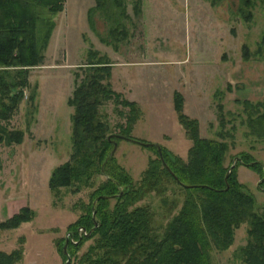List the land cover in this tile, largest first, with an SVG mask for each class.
Listing matches in <instances>:
<instances>
[{"label":"rangeland","instance_id":"1","mask_svg":"<svg viewBox=\"0 0 264 264\" xmlns=\"http://www.w3.org/2000/svg\"><path fill=\"white\" fill-rule=\"evenodd\" d=\"M139 1H120L125 17H120L121 8L111 1L112 18L96 7V0H66L60 13L40 9L39 37L46 32L47 22L55 27L42 49L44 60L29 67L24 97L12 118L3 122L9 129L22 130L24 140L21 144L0 143V221L24 206L31 209L30 221L0 231V251L21 252L14 264H65L64 245L74 240L69 227L91 205L93 209L99 205L95 193L107 180L100 167L104 145L72 162L76 173L70 186H50L53 170L71 161L75 151L74 107L68 99L76 86L75 74L87 69L90 50L110 63L108 81L120 94L118 101L110 99L99 108L100 118L109 125V136L127 137L111 138L118 147L107 163L108 170L113 173L122 168L133 182L138 194L126 203L129 210L147 207L151 211L152 235L165 234L187 195L166 174H161L157 186L142 184L150 159L157 157V145L184 160L193 145L174 107L176 91L183 96V112L197 119L202 138L220 139L221 131L228 133L224 165L238 164L236 157L242 152L264 163V137L252 131L244 104L245 100H264V0H252L251 6L243 0ZM91 8L94 27L88 21ZM243 10L251 11L252 16L248 19ZM116 18L127 35L113 40L109 30ZM121 99L139 107L131 127L130 107ZM219 103L224 106V125ZM237 175L253 194L255 211L264 214L263 177L243 163L237 165ZM120 201L111 198L106 204L112 211ZM249 228L250 223L245 222L236 230L229 249L213 248L211 264H244L242 249L248 244ZM98 246L97 237L84 240L74 250L67 246L68 264L100 259L105 250Z\"/></svg>","mask_w":264,"mask_h":264},{"label":"trees","instance_id":"2","mask_svg":"<svg viewBox=\"0 0 264 264\" xmlns=\"http://www.w3.org/2000/svg\"><path fill=\"white\" fill-rule=\"evenodd\" d=\"M65 1L0 0V143L21 144L24 140L22 130L9 129L3 122L12 118L24 97V89L29 86V67L37 66L44 60L42 49L48 45L55 27L53 22H47L46 32L39 37L42 20L40 9L60 13ZM110 1L121 8L120 17H125V7L121 6V0H96V7L112 18ZM243 3L251 6L253 1L243 0ZM243 13L248 19L252 16L251 11L243 10ZM93 14L94 9H89L88 21L91 27H94ZM116 22L109 30L113 40L127 35L119 19L116 18ZM102 41L109 44L113 42L105 38ZM89 54L91 58L85 64L87 69L82 74H75L76 86L68 99V104L74 107L72 120L75 151L71 161L53 170L50 186H70L76 173L72 162L92 155L102 145L106 148L101 154L100 167L107 180L95 193L99 205L95 209L91 205L88 213L69 227L76 242L70 240L68 249L74 250L84 240L97 237L98 248L105 251L100 259L90 257V264H211L210 251L213 248L229 249L234 243L236 230L243 223L249 222V241L242 249L244 264H264V214L255 211L256 200L237 175V165L243 163L264 179V163L252 154L242 152L236 157L238 164L233 167L224 165L229 147L226 141L228 133L221 131L220 139L202 138L197 119L183 112V96L179 91L175 92L174 107L187 137L193 141L188 158L184 160L163 146L164 162L177 179L165 166L157 150V157L150 159L149 167L144 172L142 184L157 186L161 182V174L171 176L187 192L183 206L171 219L162 237L152 235V213L147 207L129 210L126 202L138 194L133 182L122 168H117L113 173L108 170L107 163L113 156L102 170V164L114 145L109 140V125L101 120L99 108L110 99L118 101L120 94L111 88L108 81L111 65L107 59L104 56L97 57L98 52L93 50ZM121 102L130 107L132 114L128 120L131 127L138 118L139 107L133 101ZM244 104L252 131L264 137V100H245ZM218 109L221 124L224 125L226 118L222 103L218 104ZM151 147L156 148L153 144ZM161 169L164 173H161ZM111 198L121 200L112 211L106 204L107 199ZM30 214V207L24 206L11 218L0 221V231L18 228L23 222L30 221ZM80 227L87 233L80 234ZM20 258V251H0V264H14Z\"/></svg>","mask_w":264,"mask_h":264},{"label":"water","instance_id":"3","mask_svg":"<svg viewBox=\"0 0 264 264\" xmlns=\"http://www.w3.org/2000/svg\"><path fill=\"white\" fill-rule=\"evenodd\" d=\"M112 136L117 137V138H127V137L122 136V135H120V134H114V135H111V136L109 137V140H111ZM129 139H130V138H129ZM130 140H133V139H130ZM134 141H136V140H134ZM140 143H142V144H144V145H151V143H143V142H140ZM113 144H114V148H113L112 152L108 155V157L106 158V160H105L104 163H103V166H102V169H103V170H104L105 165H106L107 161L109 160V158H110V157L115 153V151L117 150V147H118L117 142H116V141H113ZM157 147H158V150H159L160 157H161L162 161L164 162V157H163L162 149H161V147H160L159 145H157ZM238 158H239V157H238ZM239 159H240V158H239ZM164 164H165V166L168 168V166L166 165L165 162H164ZM234 165H235V163L232 164V167H233ZM168 170L171 172V170H170L169 168H168ZM171 173H172V172H171ZM172 174H173L174 177L177 179V177L175 176V174H174V173H172ZM227 177H228V175L226 176V179H227ZM70 236H72V233H70ZM68 242H69V240H67V241H66V244L64 245V252H65V254H66L67 257H68V259L66 260V263H65V264H68L69 261H70V255H69V253H68V249H67Z\"/></svg>","mask_w":264,"mask_h":264},{"label":"built area","instance_id":"4","mask_svg":"<svg viewBox=\"0 0 264 264\" xmlns=\"http://www.w3.org/2000/svg\"><path fill=\"white\" fill-rule=\"evenodd\" d=\"M80 232H81L80 234H86L87 233V231L83 228L80 229Z\"/></svg>","mask_w":264,"mask_h":264},{"label":"crops","instance_id":"5","mask_svg":"<svg viewBox=\"0 0 264 264\" xmlns=\"http://www.w3.org/2000/svg\"><path fill=\"white\" fill-rule=\"evenodd\" d=\"M16 212H18V211H15V212H13V213H11V214H9V217H10V215L12 216L14 213H16Z\"/></svg>","mask_w":264,"mask_h":264}]
</instances>
